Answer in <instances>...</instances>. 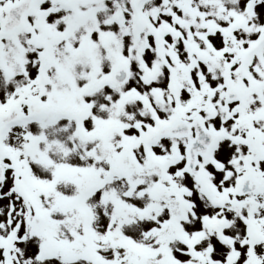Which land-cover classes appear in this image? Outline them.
Segmentation results:
<instances>
[{"label": "snow or ice", "instance_id": "1", "mask_svg": "<svg viewBox=\"0 0 264 264\" xmlns=\"http://www.w3.org/2000/svg\"><path fill=\"white\" fill-rule=\"evenodd\" d=\"M0 264H264V0H0Z\"/></svg>", "mask_w": 264, "mask_h": 264}]
</instances>
